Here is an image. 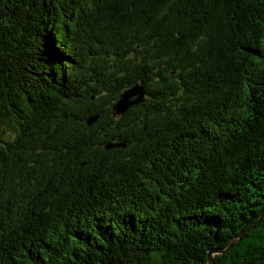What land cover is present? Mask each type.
<instances>
[{"label":"trees","instance_id":"trees-1","mask_svg":"<svg viewBox=\"0 0 264 264\" xmlns=\"http://www.w3.org/2000/svg\"><path fill=\"white\" fill-rule=\"evenodd\" d=\"M210 257L264 264V0H0V264Z\"/></svg>","mask_w":264,"mask_h":264},{"label":"water","instance_id":"water-1","mask_svg":"<svg viewBox=\"0 0 264 264\" xmlns=\"http://www.w3.org/2000/svg\"><path fill=\"white\" fill-rule=\"evenodd\" d=\"M144 96H146L145 88L140 84H135L134 86L130 88H126L122 91V94L119 96L118 101L113 105L112 107V115L120 118L129 108H131L134 105L141 104L144 102ZM135 98V99H132ZM95 118H90L88 120V125H91L96 121ZM123 148L124 144H106L104 148L106 150L110 149H118ZM215 251H211V253H214ZM210 264H214L212 258H209Z\"/></svg>","mask_w":264,"mask_h":264},{"label":"rangeland","instance_id":"rangeland-1","mask_svg":"<svg viewBox=\"0 0 264 264\" xmlns=\"http://www.w3.org/2000/svg\"><path fill=\"white\" fill-rule=\"evenodd\" d=\"M121 94H122V92L119 94V96H120ZM146 98H147V96H144V102H142L141 104H138V105H134V106H132L131 108L136 107V106H141L143 103H145ZM118 99H119V98H118ZM132 99H135V98H132ZM131 108H129V109H131ZM129 109H128V110H129ZM128 110H127V111H128ZM127 111H126V112H127ZM126 112H125V113H126ZM125 113H124V114H125ZM124 114H123V115H124ZM123 115H122V116H123ZM122 116H121V117H122ZM121 117H120V118H121Z\"/></svg>","mask_w":264,"mask_h":264}]
</instances>
